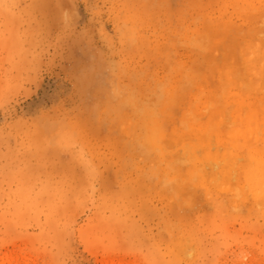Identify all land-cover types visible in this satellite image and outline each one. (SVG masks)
Returning a JSON list of instances; mask_svg holds the SVG:
<instances>
[{
  "label": "rangeland",
  "instance_id": "1",
  "mask_svg": "<svg viewBox=\"0 0 264 264\" xmlns=\"http://www.w3.org/2000/svg\"><path fill=\"white\" fill-rule=\"evenodd\" d=\"M263 68L264 0H0V264H264Z\"/></svg>",
  "mask_w": 264,
  "mask_h": 264
},
{
  "label": "bare ground",
  "instance_id": "2",
  "mask_svg": "<svg viewBox=\"0 0 264 264\" xmlns=\"http://www.w3.org/2000/svg\"><path fill=\"white\" fill-rule=\"evenodd\" d=\"M262 73H263V75H264V68H263V70H262ZM263 79H264V78H263ZM142 109H143V108H142ZM155 116H157V115L155 114ZM153 118H154V117H153ZM153 121H154V120H153ZM155 121H156V120H155ZM158 125H159V124H158ZM158 127H159V126H158ZM158 127H157V128H158ZM153 128H154V127H153ZM157 128H156V129H157ZM149 130H150V129H149ZM158 130H159V129H158ZM161 130H162V129H161ZM159 132H160V130H159ZM159 132L156 133V135H155L154 137H152L153 139H152V142H151V143L154 144V145H160V143H161V142H160V140H161V136H160V135H161V134H160ZM154 134H155V133H154ZM151 135H152V134H151ZM150 141H151V140H150ZM158 142H159V143H158Z\"/></svg>",
  "mask_w": 264,
  "mask_h": 264
},
{
  "label": "snow or ice",
  "instance_id": "3",
  "mask_svg": "<svg viewBox=\"0 0 264 264\" xmlns=\"http://www.w3.org/2000/svg\"><path fill=\"white\" fill-rule=\"evenodd\" d=\"M71 7H72V8H75V7H76V5H75V4H73V5H71Z\"/></svg>",
  "mask_w": 264,
  "mask_h": 264
}]
</instances>
